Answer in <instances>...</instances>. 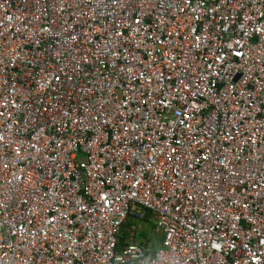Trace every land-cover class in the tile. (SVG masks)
<instances>
[{"label":"built area","instance_id":"1","mask_svg":"<svg viewBox=\"0 0 264 264\" xmlns=\"http://www.w3.org/2000/svg\"><path fill=\"white\" fill-rule=\"evenodd\" d=\"M0 264H264V0H0Z\"/></svg>","mask_w":264,"mask_h":264},{"label":"trees","instance_id":"2","mask_svg":"<svg viewBox=\"0 0 264 264\" xmlns=\"http://www.w3.org/2000/svg\"><path fill=\"white\" fill-rule=\"evenodd\" d=\"M150 216L151 215L148 212L143 221L148 223L150 221ZM137 224H139V222H137L135 219H129L121 226L120 232L118 234L117 250L128 243H135L140 246H150L152 248H155L158 245L157 237L154 238V235H157L154 230L152 235L150 232L139 233L137 232ZM151 227H153V225Z\"/></svg>","mask_w":264,"mask_h":264},{"label":"rangeland","instance_id":"3","mask_svg":"<svg viewBox=\"0 0 264 264\" xmlns=\"http://www.w3.org/2000/svg\"><path fill=\"white\" fill-rule=\"evenodd\" d=\"M152 225L154 227V223H153L152 218H150V221L148 223L143 221V222L137 224V232H139V233L150 232L152 235L153 229H154L153 227H151ZM138 234H137V237H138ZM154 236H155L154 238L158 237L157 235H154ZM138 239H139V237H138Z\"/></svg>","mask_w":264,"mask_h":264},{"label":"water","instance_id":"4","mask_svg":"<svg viewBox=\"0 0 264 264\" xmlns=\"http://www.w3.org/2000/svg\"><path fill=\"white\" fill-rule=\"evenodd\" d=\"M162 242H163V236H162V235H160V236H158L157 243H158V245H161V244H162Z\"/></svg>","mask_w":264,"mask_h":264},{"label":"crops","instance_id":"5","mask_svg":"<svg viewBox=\"0 0 264 264\" xmlns=\"http://www.w3.org/2000/svg\"><path fill=\"white\" fill-rule=\"evenodd\" d=\"M154 230V229H153Z\"/></svg>","mask_w":264,"mask_h":264}]
</instances>
